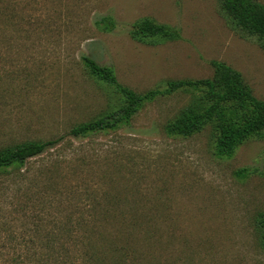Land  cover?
<instances>
[{
    "label": "rangeland",
    "instance_id": "1",
    "mask_svg": "<svg viewBox=\"0 0 264 264\" xmlns=\"http://www.w3.org/2000/svg\"><path fill=\"white\" fill-rule=\"evenodd\" d=\"M143 18L180 37L133 38ZM83 55L140 93L211 77L210 61H222L264 100V39L220 0H0V148L64 135L0 169V264H264V136L220 157L214 124L168 134L187 91L158 96L117 130L66 135L123 101Z\"/></svg>",
    "mask_w": 264,
    "mask_h": 264
},
{
    "label": "trees",
    "instance_id": "2",
    "mask_svg": "<svg viewBox=\"0 0 264 264\" xmlns=\"http://www.w3.org/2000/svg\"><path fill=\"white\" fill-rule=\"evenodd\" d=\"M222 8L235 24L246 32L264 39V4L257 0H220ZM98 24L110 29L111 18L103 16ZM133 38L178 39L179 30L158 23L151 18L134 22L130 31ZM87 72L94 78L113 85L121 94L122 103L101 116L79 123L66 135L87 136L100 131H113L130 124L132 117L148 102L161 95L177 91L192 93L188 105L165 126L170 135L190 136L208 124L217 131L215 154L231 157L238 146L253 136H264V100L256 97L239 71L217 60L210 61L211 77L197 79H173L163 89L155 88L143 93L120 83L112 67L100 64L89 55L81 56ZM64 135L46 139L29 140L0 148V169L23 165L28 159L38 156L55 146ZM246 176L247 168L236 171ZM258 224L264 230V213L258 216ZM264 249V235L262 241Z\"/></svg>",
    "mask_w": 264,
    "mask_h": 264
}]
</instances>
